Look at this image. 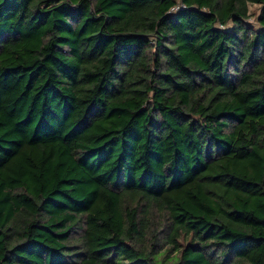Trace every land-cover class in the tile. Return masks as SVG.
<instances>
[{
  "label": "trees",
  "instance_id": "1",
  "mask_svg": "<svg viewBox=\"0 0 264 264\" xmlns=\"http://www.w3.org/2000/svg\"><path fill=\"white\" fill-rule=\"evenodd\" d=\"M169 259L264 264V0H0V264Z\"/></svg>",
  "mask_w": 264,
  "mask_h": 264
},
{
  "label": "rangeland",
  "instance_id": "2",
  "mask_svg": "<svg viewBox=\"0 0 264 264\" xmlns=\"http://www.w3.org/2000/svg\"><path fill=\"white\" fill-rule=\"evenodd\" d=\"M248 12H249L250 16L245 20V22L249 23L254 28H261L260 25L258 24V21L256 20V17L260 13V5H258V4H249ZM226 27H228V25ZM230 27H231V24L229 23V28ZM178 242H179V244L181 246V249H183L185 247V245H187L190 242V238L181 236L179 238ZM165 248H166L165 250L168 251V254L171 257L172 256L175 257L176 255H178V252L174 253L171 250L169 251V247H165ZM161 254H165V251H163ZM172 262H173V260L169 259V260L163 261V264H170Z\"/></svg>",
  "mask_w": 264,
  "mask_h": 264
}]
</instances>
